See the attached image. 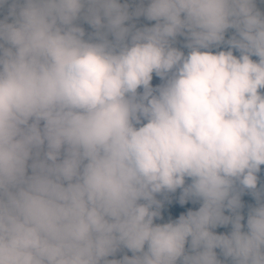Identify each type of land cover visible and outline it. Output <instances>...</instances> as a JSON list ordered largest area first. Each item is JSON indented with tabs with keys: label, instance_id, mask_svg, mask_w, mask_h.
<instances>
[{
	"label": "clouds",
	"instance_id": "1",
	"mask_svg": "<svg viewBox=\"0 0 264 264\" xmlns=\"http://www.w3.org/2000/svg\"><path fill=\"white\" fill-rule=\"evenodd\" d=\"M0 15V264H264V0Z\"/></svg>",
	"mask_w": 264,
	"mask_h": 264
},
{
	"label": "trees",
	"instance_id": "2",
	"mask_svg": "<svg viewBox=\"0 0 264 264\" xmlns=\"http://www.w3.org/2000/svg\"><path fill=\"white\" fill-rule=\"evenodd\" d=\"M121 2L123 3L125 2V0H121ZM0 19H3V15H0ZM135 23L137 24V27H141V26H151V24H153L154 22L145 21L141 17L138 21H135ZM83 27H85L86 32L91 31V29L87 25H83ZM182 44H183V38H178L177 46L180 47ZM260 176H261L262 182H264V166H262V172ZM179 195H180V192L174 193L169 198H167L165 201L162 202V208L160 209L161 219L154 221L155 223H167L170 220L174 221L178 219L180 215L186 214L189 210H192V211L198 210L200 206L199 202L193 203L192 201H188L184 205H180ZM241 202L244 205V207L241 209V214L245 217L242 223H246L247 212H248L249 206H255V200L250 194L246 193L241 197ZM225 214L228 215L229 213L225 212ZM230 230H231V226L218 227L214 231L217 234H221V233L227 234L228 232H230ZM216 251L219 256V250H216ZM125 254L131 256L130 252H127V250H124L123 252L117 253L115 257H109V259H113V258L120 259ZM219 258L223 259V257H219Z\"/></svg>",
	"mask_w": 264,
	"mask_h": 264
},
{
	"label": "rangeland",
	"instance_id": "3",
	"mask_svg": "<svg viewBox=\"0 0 264 264\" xmlns=\"http://www.w3.org/2000/svg\"><path fill=\"white\" fill-rule=\"evenodd\" d=\"M161 83V81H156V82H152V85L155 87L157 85H159ZM180 190H177L176 193H179ZM174 194V193H173ZM172 194H167L166 198L164 196H158L157 199H160L162 202L165 201L167 198H169Z\"/></svg>",
	"mask_w": 264,
	"mask_h": 264
},
{
	"label": "crops",
	"instance_id": "4",
	"mask_svg": "<svg viewBox=\"0 0 264 264\" xmlns=\"http://www.w3.org/2000/svg\"><path fill=\"white\" fill-rule=\"evenodd\" d=\"M156 81H160V80H159V78H157V77L154 76L152 82H156Z\"/></svg>",
	"mask_w": 264,
	"mask_h": 264
}]
</instances>
